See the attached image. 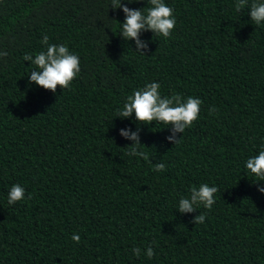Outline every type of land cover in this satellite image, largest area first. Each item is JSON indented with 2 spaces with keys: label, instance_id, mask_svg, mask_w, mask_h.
Here are the masks:
<instances>
[{
  "label": "trees",
  "instance_id": "1",
  "mask_svg": "<svg viewBox=\"0 0 264 264\" xmlns=\"http://www.w3.org/2000/svg\"><path fill=\"white\" fill-rule=\"evenodd\" d=\"M164 2L176 26L169 38L141 31L143 55L118 35L125 14L111 0H0V264H264V181L245 169L264 149V23L236 0ZM45 35L80 58L56 93L28 83L24 55L45 51ZM151 82L202 104L174 145L172 126L139 125L146 161L119 134L137 130L135 114L115 116ZM204 183L219 189L213 207L181 213ZM13 184L25 199L9 205Z\"/></svg>",
  "mask_w": 264,
  "mask_h": 264
},
{
  "label": "clouds",
  "instance_id": "2",
  "mask_svg": "<svg viewBox=\"0 0 264 264\" xmlns=\"http://www.w3.org/2000/svg\"><path fill=\"white\" fill-rule=\"evenodd\" d=\"M136 0H127L122 3L121 0H111L109 6L113 10L121 9L125 14V19L120 22V31L118 35L124 40L135 41V51L147 55L142 51L148 47L147 41H141V31H151L154 36L169 38L176 26V19L173 15V9L169 7L164 0H147L146 11L141 9L129 8L128 4ZM248 7L250 19L254 25L264 23V2H253L249 5L248 0H236L235 11L240 12ZM116 34V33H115ZM48 36L45 35L41 41L46 45V50L41 51L33 57L30 54L24 55L25 61H30L35 68L30 71L28 83H35L40 87L56 93L57 86L64 90L70 87L72 81L80 73V58L77 54L70 52L65 44H48ZM6 51H0V58L7 56ZM159 82L146 83L144 87L134 91L133 94L126 98L123 106L117 110L115 117L121 119L131 117L135 114V122L138 127L136 131L130 128H121L119 134L133 143L126 145L128 148L127 155L143 158L148 161V153L140 150L142 145L139 135V125H152L153 122L161 123L166 126H172V135L167 140L174 144L179 142L176 133H184L190 128L194 121L199 118L200 105L202 100L198 97L188 96L182 98L180 94L171 96H162L159 89ZM215 111V106L211 108ZM165 164L156 163L153 170L162 172L165 170ZM245 169L252 176L257 178V182L264 181V149L259 151L258 155L248 158L245 162ZM219 191L216 186H209L207 183L201 184L198 188L193 186L190 189L188 197H181L178 209L181 213L193 212L203 205L206 209H211L215 201V193ZM258 191L264 193V186H260ZM25 199V189L19 184H13L8 191V204L13 205ZM205 221V215L200 214L194 217V224H201ZM75 244L80 242V235L74 233L71 237ZM133 254L137 257L141 252L139 248H134ZM145 255L151 259L155 253L151 246L147 248Z\"/></svg>",
  "mask_w": 264,
  "mask_h": 264
}]
</instances>
